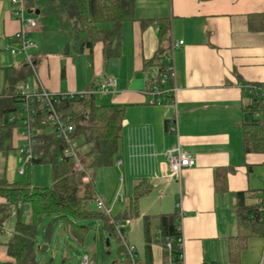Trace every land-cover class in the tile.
I'll use <instances>...</instances> for the list:
<instances>
[{
	"label": "crops",
	"instance_id": "crops-1",
	"mask_svg": "<svg viewBox=\"0 0 264 264\" xmlns=\"http://www.w3.org/2000/svg\"><path fill=\"white\" fill-rule=\"evenodd\" d=\"M50 1L27 3V13L37 16L39 24L30 31L36 44L31 49L34 69L22 52L8 49L17 44L21 22L12 14V1L0 0V98L18 94L19 80L55 93H78L96 88L108 77L115 78L110 91L95 96L108 94L105 99L109 102L102 104L126 107L117 157L122 165L115 164L126 192L133 193L138 177H147L152 184L140 200L143 223L146 216L175 212L181 201V233L188 264H245L243 258L250 247L234 262L229 257V239L238 233L237 193L244 191L247 202H256L264 189L261 176H255L258 166L264 169V154L245 152L242 128L248 117L244 109L255 98L247 85L264 82V32L251 31L248 25L251 13L264 12V0H136L135 19L123 25L122 56L109 62L101 41L81 54L65 53L72 31L64 25L66 12L47 10ZM63 1L54 0L56 4ZM141 19L153 22L143 28ZM104 24L105 29L113 26ZM172 39L184 41L175 51L176 109L167 103L150 104L145 93L154 73L166 63ZM23 71L26 77L17 78ZM9 72L15 76L11 80ZM13 113L4 117L5 122H10ZM174 116L179 136L169 130ZM19 133L14 135L15 146L23 142ZM178 145L195 157L196 164L184 168L180 175L168 176L165 152ZM14 151L19 162L18 150ZM145 153L155 155L147 157ZM221 168H228L225 191L217 187ZM4 174L7 176V171ZM118 192L105 199L111 209L124 200L117 198ZM124 228L136 230L133 221ZM251 246V264H259L261 243ZM151 247L153 264L163 263L161 239L151 238ZM147 259L145 252L144 261Z\"/></svg>",
	"mask_w": 264,
	"mask_h": 264
},
{
	"label": "trees",
	"instance_id": "trees-1",
	"mask_svg": "<svg viewBox=\"0 0 264 264\" xmlns=\"http://www.w3.org/2000/svg\"><path fill=\"white\" fill-rule=\"evenodd\" d=\"M29 4L30 0H26ZM136 0H65L56 4L49 2L47 10L55 12L58 9L66 12L64 25L72 31V41L65 48L66 54L78 55L86 50H92L97 42L103 43L106 62L119 59L122 56V29L126 21L135 19ZM152 19H141L142 27L152 23ZM111 23L112 28H102L101 24ZM251 31L264 32V12H254L248 17ZM160 68H163L161 66ZM8 73L11 80L15 76ZM26 71L17 78L26 77ZM17 80V79H16ZM24 81H17L18 83ZM264 90V82L257 83ZM19 90V89H18ZM20 94L0 98V155L11 150H17L14 135L16 123L5 122L4 117L18 112ZM95 95L76 96L65 99L59 105V110L68 123L74 126L72 140L78 143L77 153L85 168L78 170L72 157L65 156L68 142L58 138L51 123L46 120L44 111L39 110L38 118L32 127L41 130L34 143L37 157L26 165L21 180L10 181L0 171V196L5 202L0 203V236L7 230L10 217L16 216L9 238L4 244L8 259L0 260V264H41L38 255L41 251L47 253L52 243L56 223L65 222L70 233L79 243H83L90 229V224L102 220L104 227L111 235H117L122 252H126L123 238L125 228H116L118 219L132 218L140 214V200L152 187L147 177H138L134 185L129 204L123 214L115 218L102 210L90 207L97 194L95 177L89 167L113 165L121 150L126 107L121 104H98ZM258 118L245 117L242 122L243 142L246 153L264 154V95H255L254 101L244 109ZM21 127V126H20ZM22 129V127H21ZM16 130V131H15ZM52 165L53 183L47 187H37L32 182V166L36 163ZM228 168L217 171V187L227 189ZM256 202H247L244 191H239L238 233L229 239V257L234 262L241 260L248 242L255 236L264 238V189ZM53 218L47 224L40 239V225L47 217ZM161 242L164 244V262L168 258L166 239L173 241L175 253L179 248L178 238L181 236V221L178 211L159 215ZM145 241L147 260L137 264H153L151 247V218L146 216ZM106 250L109 244L106 243ZM45 264H53V260ZM261 264H264V260Z\"/></svg>",
	"mask_w": 264,
	"mask_h": 264
},
{
	"label": "built area",
	"instance_id": "built-area-1",
	"mask_svg": "<svg viewBox=\"0 0 264 264\" xmlns=\"http://www.w3.org/2000/svg\"><path fill=\"white\" fill-rule=\"evenodd\" d=\"M13 4L12 14L21 22V29L16 35L17 44L10 45L8 47L13 53L22 52L25 56V61L30 64L34 69V56L31 53V49L36 47L35 42L30 36V31L38 27V20L35 16L27 13V1L26 0H11ZM184 44L183 40L172 39L168 51L166 53V63L163 68H159L157 73H154L149 87L145 90V93L149 96L148 102L150 104H170L175 109L177 108L176 101V76H175V51ZM116 85V79L108 77L101 82L96 88H92L85 92H71V93H55L45 87H34L27 81H21L19 83L20 94V108L18 112H15L9 118L10 123L21 124L17 125L16 133H21L23 142L18 147L19 161L23 164L18 169L20 175H24L26 165L29 164L32 159L37 157L34 152V143L37 141V135L41 133V130L34 129L32 124L37 120L39 110H42L46 114V120L51 123L52 129L55 132L56 137L64 139L68 142V147L65 150V156L72 157L78 170L85 171L84 166L77 153L78 143L72 140L71 136L74 131V126L65 120V117L59 110V105L65 99L74 98L76 96L85 97L86 95H95L98 92L110 91ZM247 88L254 95H264V90L258 85H247ZM22 129H21V127ZM169 130L179 136V124L177 116H174L169 125ZM19 133V134H20ZM155 153H145L144 156L152 157ZM168 164V176L180 175L182 170L186 167H191L196 164V159L191 154L185 152L180 145L172 150L165 152ZM117 165H122V159H117ZM123 175H120L119 180L123 182ZM117 198L124 199L123 193L118 192ZM94 202L99 208L112 215V209L108 206L103 196L99 193L95 195ZM177 211L180 221L184 215V209L182 202H178ZM120 220V219H119ZM132 220L130 218L121 219L116 222V228L118 231L126 224H130ZM181 229V226H180ZM124 245L126 253L122 256V261L130 259L132 264H137V252L135 245L128 243L125 238ZM166 251L168 258L165 260V264H188L185 258L184 252V237L178 238L179 248L175 253L173 241L170 238L166 239ZM80 264H93L91 256L88 253H84Z\"/></svg>",
	"mask_w": 264,
	"mask_h": 264
},
{
	"label": "rangeland",
	"instance_id": "rangeland-1",
	"mask_svg": "<svg viewBox=\"0 0 264 264\" xmlns=\"http://www.w3.org/2000/svg\"><path fill=\"white\" fill-rule=\"evenodd\" d=\"M42 1V0H41ZM37 19V16L35 17ZM102 26V24H101ZM103 26H111L110 23H106ZM20 83V82H19ZM108 94L102 95L97 94L95 97L96 102L99 104L109 102L107 98ZM246 116L251 118H258L257 114H250L247 112ZM8 155V157H7ZM22 163L15 161V151L11 150L7 153H2L0 155V171L5 173L7 171V178L10 181H17L23 178L19 174L18 169L22 167ZM32 182L34 186L37 187H47L53 183L52 175V165L50 163H36L32 166ZM89 170L93 173L95 177L96 190L103 194V198L108 200L110 195L119 191L123 193L124 200L119 202L115 208L112 209V217L115 218L117 215L123 214L125 212L126 206L129 204L130 190L123 188V185L120 186L121 182L119 179V169L114 163L113 165L100 166V167H89ZM255 176L258 178L261 176V184H264V169L258 168L255 169ZM123 172V171H121ZM126 173V179L128 172ZM119 185V189L117 186ZM90 207L95 210H101L99 206L94 202L90 204ZM142 215H134L131 220L135 224L136 230L130 232L128 229L125 231V236L130 242L135 245L137 258L141 261H144L145 257V237H144V223L141 217ZM53 218H45L40 225V239L42 238L49 221ZM15 216L10 217L7 224V232L4 235L0 236V240L9 238V231L14 226ZM120 221L119 219L117 220ZM159 217H151V237L155 241L161 237L159 229ZM123 228V227H122ZM68 226L65 222L56 223L55 234L47 253L40 252L38 258L41 264H45L49 260H53V264H80L81 258L84 252L88 253L91 256L93 264H131L130 259L122 261L123 253L120 250V241L118 240L117 235H111L109 230L104 227L102 220H96L90 224V229L85 237L83 243H79L76 238L70 235L68 232ZM107 239H109V248L106 250ZM259 237H253L249 240L248 246V255L243 258L245 264H251L252 257L250 255V249L252 243L260 242L261 243V255L259 264L264 260V240H258ZM262 239V238H261ZM160 241V240H159ZM124 241H122L123 243ZM248 248V247H247ZM5 251V252H4ZM5 253V254H4ZM4 254V255H1ZM6 255V256H5ZM5 256V257H4ZM8 256L6 254V248L4 244H0V260H6Z\"/></svg>",
	"mask_w": 264,
	"mask_h": 264
},
{
	"label": "water",
	"instance_id": "water-1",
	"mask_svg": "<svg viewBox=\"0 0 264 264\" xmlns=\"http://www.w3.org/2000/svg\"><path fill=\"white\" fill-rule=\"evenodd\" d=\"M37 12H39L38 10H37ZM109 244V239H107V245Z\"/></svg>",
	"mask_w": 264,
	"mask_h": 264
}]
</instances>
